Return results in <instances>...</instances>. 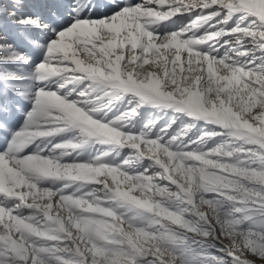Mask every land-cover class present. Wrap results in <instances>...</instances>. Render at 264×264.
<instances>
[{
  "label": "snow or ice",
  "instance_id": "obj_1",
  "mask_svg": "<svg viewBox=\"0 0 264 264\" xmlns=\"http://www.w3.org/2000/svg\"><path fill=\"white\" fill-rule=\"evenodd\" d=\"M108 6L0 0V264H264V0Z\"/></svg>",
  "mask_w": 264,
  "mask_h": 264
},
{
  "label": "bare ground",
  "instance_id": "obj_2",
  "mask_svg": "<svg viewBox=\"0 0 264 264\" xmlns=\"http://www.w3.org/2000/svg\"><path fill=\"white\" fill-rule=\"evenodd\" d=\"M95 3L97 4V9L95 10L96 13H97V15L104 14L105 12H107L109 10L108 0H95ZM172 23H173V21L170 20V22L168 23V25H172ZM169 30H175V28L173 27V28H170ZM33 35H34V38L39 39L38 34H35L34 33ZM17 48L19 49V51L23 52L26 56H31L32 57V60H33V63L32 64H22V65H19V68L22 71V73H28V72L31 71V69L33 67V64L39 61L40 57H39L38 53L36 52V50L33 47H31L29 44L25 43L24 41L18 40L17 41ZM54 67L57 69L56 74L58 76H63L68 71H75V69L62 68V67H60L58 65L57 66H54ZM19 83H20V87L21 88H24V87L27 86V84L29 83V81L22 80ZM67 87L69 89H71L73 86L72 85H68ZM91 95L94 97L95 94H91ZM13 100H14V103L19 106V111L16 113L17 127H19V125L23 123L24 113H26L28 110H30V108L32 107V105H31V103H29L26 100H23V99H21L19 97H13ZM141 110H143V109H141ZM157 114L158 113H154L153 115H157ZM59 139L60 138L58 136L57 137V141H59ZM37 143H40V141H37ZM32 147H34V145ZM25 151L27 152L28 149H25ZM56 155L57 156H60L61 158L65 159V160H70V156L64 157L63 154H61V153H56ZM66 169L67 168H64V169H61V170H58V171L62 172V174L64 175ZM71 171H72V174L73 175H77V174L79 176H89V175H93V173H89V172H87L85 170H82V169H73V168H71ZM95 175H98V174H95ZM64 176H66V175H64ZM0 187H3V177L2 176H0ZM47 202L48 201H45V203H47ZM87 203L88 202H85V206L87 205Z\"/></svg>",
  "mask_w": 264,
  "mask_h": 264
},
{
  "label": "rangeland",
  "instance_id": "obj_3",
  "mask_svg": "<svg viewBox=\"0 0 264 264\" xmlns=\"http://www.w3.org/2000/svg\"><path fill=\"white\" fill-rule=\"evenodd\" d=\"M176 18L175 17H173L172 18V21H174ZM170 21H165V22H163L161 25H160V27L161 28H163L165 25H168V23H169ZM146 68H147V66H146ZM117 106H118V103H117ZM115 110V109H114ZM146 112H149V113H156V110L155 109H152V108H148V109H143V110H141L140 111V114L137 116V119L136 120H133L132 121V123L134 124V125H136V126H139L140 124H142L145 120H146V116H145V113ZM160 115H163L162 113H159ZM109 115H111V114H109ZM164 119H168V117L167 116H165L164 117ZM179 127V124H177V125H175L174 127H173V129H170V131H175V129L176 128H178ZM199 127V126H198ZM195 131V130H194ZM58 137V136H57ZM185 139H187L186 137H185ZM124 152H127V150L125 149L124 150ZM85 156L87 155V153H85L84 154ZM98 175H100V176H106V177H108V176H112V175H114L113 173H109V172H107V170H105V171H103V172H101L100 174L98 173ZM100 191H102V190H100ZM148 195H154L153 193H151V191H149L148 193H147ZM94 199H98V197H93ZM61 214V216H66L67 215V213H65V212H63V211H61L60 212Z\"/></svg>",
  "mask_w": 264,
  "mask_h": 264
},
{
  "label": "clouds",
  "instance_id": "obj_4",
  "mask_svg": "<svg viewBox=\"0 0 264 264\" xmlns=\"http://www.w3.org/2000/svg\"><path fill=\"white\" fill-rule=\"evenodd\" d=\"M82 143H86V141H82ZM57 174H59V173L57 172ZM64 175L72 177L73 174H72L71 168H67V169L65 170ZM78 176H79V175L77 174L76 177H78ZM74 178H75V177H74ZM156 194L159 195L160 193L157 192ZM137 203L141 204L142 207H145V208H147V209H149V210H151V208H152V205L149 204L147 200H145V201H143V202L137 201ZM162 211H163V210H161V212H162ZM158 214H160V213H158Z\"/></svg>",
  "mask_w": 264,
  "mask_h": 264
}]
</instances>
